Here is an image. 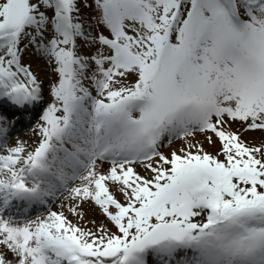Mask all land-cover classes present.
<instances>
[{"label": "snow or ice", "instance_id": "6c2138e0", "mask_svg": "<svg viewBox=\"0 0 264 264\" xmlns=\"http://www.w3.org/2000/svg\"><path fill=\"white\" fill-rule=\"evenodd\" d=\"M29 46L33 150L4 109L43 101ZM57 192L108 223L11 213ZM150 261L264 264V0H0V264Z\"/></svg>", "mask_w": 264, "mask_h": 264}, {"label": "rangeland", "instance_id": "374dc122", "mask_svg": "<svg viewBox=\"0 0 264 264\" xmlns=\"http://www.w3.org/2000/svg\"><path fill=\"white\" fill-rule=\"evenodd\" d=\"M26 43V41H25ZM23 47V44L21 45ZM94 49L82 47L81 51L84 54H89ZM21 62L25 65H30L31 70L33 73L37 76L38 80L42 82V89H43V101L36 105L37 110L33 111L31 114L27 112H23V115L25 117H28V122L20 125V128L16 129L15 132H12V134L9 136L7 140V144L9 146L15 145L16 141L22 140L26 143V141H31V149L35 148L37 146V143L40 139L39 135L37 134V130L35 128L37 122L39 121L40 115L42 114L43 109L47 106V104L51 101V96L49 95V85L53 83L56 79L55 73L51 70V67L48 65L47 61L40 56L38 53L35 52V50L29 46L27 49H25L22 52L21 56ZM32 115V116H30ZM262 134L259 132H252L246 134L244 137L246 140H253L258 139ZM197 139L200 140L202 143H204L205 149L209 152H214L216 150L215 146L208 145L206 141H204V138L202 136H197ZM179 143H175L173 147H179ZM165 152H168L169 149L165 148L162 149ZM67 195L65 193L62 195V199L57 203V207L54 208L57 211H63L66 216L73 222L79 223L82 227H92V225L89 223L91 220L95 219L97 223L100 221H104L105 223H108L104 217H102L99 213V210L95 208L91 203H85L81 209L84 213V219L78 220L72 213L68 211V205L71 203L70 201H65L64 197ZM63 205V207H62ZM49 211V209H48ZM86 225V226H84ZM110 226V225H109ZM115 229H113L114 231ZM151 264V261H150Z\"/></svg>", "mask_w": 264, "mask_h": 264}, {"label": "bare ground", "instance_id": "6f19581e", "mask_svg": "<svg viewBox=\"0 0 264 264\" xmlns=\"http://www.w3.org/2000/svg\"><path fill=\"white\" fill-rule=\"evenodd\" d=\"M5 110L7 111V112H12L13 113V116H17L15 119H17V121H18V123H25V119H24V116L18 111V110H16V109H13V108H11V107H9L8 105H5ZM32 110L33 111H36L37 110V108H36V106H34V107H32V108H30V109H28V110H26L25 112H27V113H32ZM33 140H31V141H26V146H27V150H30L31 148V142H32ZM34 149V148H33ZM32 149V150H33ZM60 194H58V195H56V196H59ZM62 199V195H60L59 197H58V200H56V202L53 204V206H52V208L50 209L51 211H57L56 209H54V208H56L57 207V203L60 201ZM52 202H50V204H51ZM49 210V211H50ZM37 215H34L32 218H30V219H34L35 217H36ZM21 222H23V220L21 221ZM84 226H86V225H84ZM90 226V225H89ZM88 226V227H89Z\"/></svg>", "mask_w": 264, "mask_h": 264}]
</instances>
